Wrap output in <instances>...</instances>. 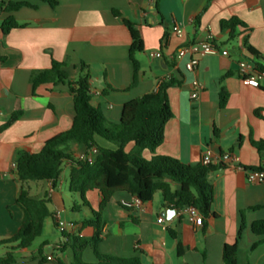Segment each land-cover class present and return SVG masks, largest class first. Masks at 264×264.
<instances>
[{
    "label": "crops",
    "instance_id": "crops-1",
    "mask_svg": "<svg viewBox=\"0 0 264 264\" xmlns=\"http://www.w3.org/2000/svg\"><path fill=\"white\" fill-rule=\"evenodd\" d=\"M27 1L36 8L3 13L0 19V227H14L16 221L9 207L15 205L19 190L13 174L18 152H38L47 140L68 131L74 119L68 87L43 85L33 90L31 74L49 68L55 60L68 64L66 70L75 81L81 74V63H85L91 74L90 104L100 108L110 123L119 122L127 102L155 92L163 80L173 76L182 82L168 90L172 118L165 126L156 155L188 165L200 164L207 150L215 156L232 152L240 158L239 166H215L217 170L208 175L214 190V217L206 231L190 223L185 210H174L167 219L164 211L172 208L163 207L158 192L150 203L132 209L122 202H131L135 197L119 192L103 213L98 251L139 257L143 264H223L224 246L237 243L238 264H264L262 237L251 231L253 222L264 220V184H250L246 177L247 170L264 167V150L255 147L258 143L264 145V78L256 88L246 84L239 73L243 60L264 67V0H58L55 8L39 0ZM7 16H13L21 27L4 35L1 26ZM123 18L137 26L144 44V51L136 54L140 73L132 88L133 68L128 54L131 38ZM232 18L245 24L236 29L234 37L220 27L221 21ZM177 26L182 29L181 37L174 33ZM208 35L220 51L227 50L229 55L204 54L201 43ZM247 46L258 56L251 54ZM181 49L187 51L178 60ZM156 53L161 57L151 56ZM192 59L198 60V66L190 71L186 64ZM195 83L201 89L193 99ZM222 90L228 94L224 107L220 106ZM18 108L22 111L19 120L2 131ZM95 141L108 148L99 137ZM132 147L129 144L127 150ZM86 152L83 145L72 148L75 158L84 157ZM143 154L146 158L152 156L148 151ZM63 167L69 170L70 164ZM68 185L69 181L68 193L63 191L61 178L56 187L47 181L26 187L31 197L50 201V211L65 224L67 234L91 238L96 231L83 226V221L92 219L101 195L98 191L86 192V205L79 194L70 193ZM17 214L22 221V211L17 209ZM160 217L163 222L158 221ZM242 220L245 229L237 242ZM49 222L54 225L49 217L44 228ZM14 233H0L4 249L0 257L11 250V245H2V241ZM43 244L47 246L40 256ZM59 244L51 246L44 241L36 251L15 254L29 264H48L55 262L53 250H58ZM178 244L183 249L180 256ZM254 244L258 245L253 249ZM59 252L63 264L73 263L71 248ZM82 259L96 262L91 246L86 247Z\"/></svg>",
    "mask_w": 264,
    "mask_h": 264
},
{
    "label": "trees",
    "instance_id": "trees-1",
    "mask_svg": "<svg viewBox=\"0 0 264 264\" xmlns=\"http://www.w3.org/2000/svg\"><path fill=\"white\" fill-rule=\"evenodd\" d=\"M39 1L49 4L52 8L58 5V0ZM23 7L36 8L27 0L18 2L0 0L2 14L15 12ZM114 14L118 17L122 16L118 11H114ZM122 20L131 38L128 54L133 68V81L130 86L132 88L136 85L140 73V63L136 59V54L144 51V44L137 26L126 18ZM20 27L13 16H7L2 21L1 29L3 34L7 35ZM220 27L222 31H229L230 36L234 37L236 29L245 27V24L238 18H232L221 21ZM247 50L258 56L250 46H247ZM67 66V63L52 60L49 68L31 74L33 90L43 85L68 87L73 97L74 119L68 131L47 140L38 152H18L13 174L19 183L15 204L22 211V221L15 233L2 241V245H11V250L0 257V264H14L15 251L30 249L33 242L41 237L47 218H53L55 227L59 229L58 221L48 207L50 201L46 198L31 197L26 185L47 181L56 187L65 163L70 164L68 185L70 193L79 194L86 205H88L85 200L86 192L98 191L101 195L100 206L97 211H92V219L83 221V226L95 229L93 237L71 236L61 231L63 241L57 248L61 252L67 248L73 250L72 264H143L139 257L124 258L98 251L104 226L103 213L111 198L119 192L128 193L143 204L150 203L154 195L160 192L163 207L172 208L177 212L194 207L200 215L199 226L206 231L210 218L214 217L212 212L214 190L208 181V175L217 168L213 165L204 166L201 163L188 165L173 157L155 154L156 149L163 143L165 126L172 118L168 90L180 86L182 82L173 76L163 80L155 92L127 102L122 108L119 122L110 123L105 119L100 108L90 104L91 74L88 66L81 63V74L75 81L71 80L66 70ZM257 68L264 70L261 65H257ZM226 76L228 74L224 77ZM220 97V106L224 107L228 98L225 90H222ZM21 115L22 111L18 108L1 130L10 127ZM95 137L113 144L116 148L99 146ZM129 144H133V147L128 151ZM74 145L86 147L87 152L83 158L73 156ZM255 147L259 151L264 150L262 143L255 144ZM93 148H96L97 153L93 161L88 162L86 158ZM145 151L150 152L152 156L144 157ZM244 229L245 223L242 220L237 242L243 236ZM251 231L254 235L262 237L264 243V220L253 222ZM257 245L254 244L252 248ZM46 246L47 244H43L40 247V256L43 255ZM88 246L94 251L95 263H87L82 259V254ZM182 253V245L178 244L177 254L180 256ZM237 253V243L225 245L222 253L223 264H238ZM59 264L63 263L59 262Z\"/></svg>",
    "mask_w": 264,
    "mask_h": 264
},
{
    "label": "built area",
    "instance_id": "built-area-1",
    "mask_svg": "<svg viewBox=\"0 0 264 264\" xmlns=\"http://www.w3.org/2000/svg\"><path fill=\"white\" fill-rule=\"evenodd\" d=\"M2 18V13L0 12V19ZM174 33L178 37H181L183 35L182 29L180 27L174 28ZM201 49L202 52L206 55H218L221 54L223 56H228L229 52L227 50L220 51L218 46L214 45L213 37L212 35H208L207 38L203 43H201ZM187 49H181L180 52L177 55V59H181ZM152 57H161L160 53L151 54ZM198 66V60L192 59L186 64V68L190 71H193ZM239 73L241 77L243 78L244 82L250 86L258 88L260 85V79L264 78V70H258L257 66L254 64L253 61H247L243 60L239 63ZM201 89V85L199 83H195L194 85V92L192 93V98H197L198 91ZM97 150L96 148H93L89 155L87 156V161L92 162L94 159V156L96 155ZM83 158V157H82ZM240 158L238 155L232 153V152H226L219 155H213L210 150H207L201 158V164L204 166H222V165H236L239 166ZM15 168V164L13 165V169ZM247 181L250 184L253 185H261L264 184V167H261L259 169H253V170H247ZM122 205L125 208H141L143 203L135 197L133 201H123ZM185 212L188 215V220L193 225H199V212L194 207H188L185 209ZM163 217H160L158 219L159 222H163ZM58 221V219H57ZM59 229L63 232H65V224L58 221ZM48 260H51L52 258L48 256Z\"/></svg>",
    "mask_w": 264,
    "mask_h": 264
},
{
    "label": "rangeland",
    "instance_id": "rangeland-1",
    "mask_svg": "<svg viewBox=\"0 0 264 264\" xmlns=\"http://www.w3.org/2000/svg\"><path fill=\"white\" fill-rule=\"evenodd\" d=\"M103 143L109 148V149H115L116 147L113 145V144H110L108 142H104ZM61 180L63 181V191L65 193H68V190H67V184H68V181H69V170L66 168V167H63V173H62V176H61ZM158 195H161L160 192H158ZM69 197V196H68ZM79 203V201H78ZM69 207V203L66 202V208L68 209ZM17 209L18 211H21V209L15 204V205H11L9 207V211L11 213V215L14 216V219L16 220L14 222V227H0V233L1 232H8L9 230H17L19 228V226L21 225V221H19V216L17 214ZM16 223V225H15ZM18 223V225H17ZM14 228V229H13ZM48 242L51 246L53 245H57L59 244L61 241H63V235H62V232L60 229L56 228L52 222H49L44 230H43V233L41 235V237L37 238L31 248L29 249L30 252H33V251H36L40 244L42 242ZM4 249H2V247L0 246V255L2 254ZM53 255L55 257V262H50L48 264H58V261L63 263L64 262V259L62 258L61 256V253L59 252V250L55 249L53 250ZM15 256V263L14 264H29L28 262H26L25 260H23L21 257H20V254H14Z\"/></svg>",
    "mask_w": 264,
    "mask_h": 264
},
{
    "label": "water",
    "instance_id": "water-1",
    "mask_svg": "<svg viewBox=\"0 0 264 264\" xmlns=\"http://www.w3.org/2000/svg\"><path fill=\"white\" fill-rule=\"evenodd\" d=\"M175 211L173 209H167L164 211V215L166 216V218H169V215H174Z\"/></svg>",
    "mask_w": 264,
    "mask_h": 264
}]
</instances>
